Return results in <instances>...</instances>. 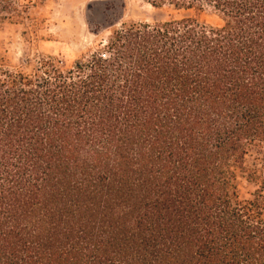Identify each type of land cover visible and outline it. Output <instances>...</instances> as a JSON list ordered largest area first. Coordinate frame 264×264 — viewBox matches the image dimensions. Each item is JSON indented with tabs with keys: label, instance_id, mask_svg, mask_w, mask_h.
Masks as SVG:
<instances>
[{
	"label": "trees",
	"instance_id": "1",
	"mask_svg": "<svg viewBox=\"0 0 264 264\" xmlns=\"http://www.w3.org/2000/svg\"><path fill=\"white\" fill-rule=\"evenodd\" d=\"M143 1L189 14L97 0L72 64L0 53V264H264V0Z\"/></svg>",
	"mask_w": 264,
	"mask_h": 264
},
{
	"label": "rangeland",
	"instance_id": "2",
	"mask_svg": "<svg viewBox=\"0 0 264 264\" xmlns=\"http://www.w3.org/2000/svg\"><path fill=\"white\" fill-rule=\"evenodd\" d=\"M29 3L24 14V24L0 23V53L4 55L9 67L20 66L25 59L36 60L40 54L60 57L66 64L87 54L97 45L105 31L106 22L101 15L92 16L90 5L97 0H22ZM125 8L117 9L107 21L123 20H165L189 14L175 11L169 6L155 8L143 0H119ZM99 27L100 37L94 34L93 25ZM201 20L216 23V18L208 11L201 15ZM25 31V33H23ZM239 193L242 198H249L258 185L249 183L239 176ZM264 194V192H263Z\"/></svg>",
	"mask_w": 264,
	"mask_h": 264
}]
</instances>
